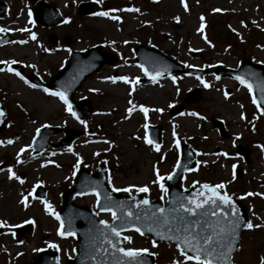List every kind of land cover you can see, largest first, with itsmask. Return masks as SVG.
Segmentation results:
<instances>
[{
	"label": "rangeland",
	"instance_id": "374dc122",
	"mask_svg": "<svg viewBox=\"0 0 264 264\" xmlns=\"http://www.w3.org/2000/svg\"><path fill=\"white\" fill-rule=\"evenodd\" d=\"M46 1L58 8L69 23L43 28L27 16L32 6L15 2L11 15L0 21V28L14 37L0 47V61H16L14 65L21 66L27 75H35L46 84L65 65L68 49L61 42L64 36L71 37V49L83 51L100 45L103 52L113 53L117 60L113 65H103L74 93L75 102L83 98L91 102L92 113L80 120L65 111L58 97L47 96L43 88L32 87L13 72H0V103L8 121V127L0 132V223L6 225L0 230V264H27L41 248L57 249L62 261L73 256L76 242L73 237L57 234L60 224L56 211L61 194L81 168L94 172L104 164L109 186L129 189L117 193H140L165 202V192L153 181L157 174L167 177L173 171L181 143L196 150L197 167L185 173L180 185L188 188L192 183H223L225 187L219 189L222 193L240 199L248 208L251 223L260 227L242 234L231 264H259L264 258V111L253 103L247 87L231 78L217 79L211 72L219 67L236 68L244 59L264 64V0H185L187 11L180 0ZM81 2L93 3L94 11L78 16L75 6ZM21 8L20 13H15ZM129 8L138 11H127ZM101 11H108L109 16L94 15ZM111 16L120 19L112 20ZM201 16L205 26L198 32ZM49 33L60 39L51 49L46 41ZM136 44L155 47L185 67L206 69L208 73L202 80L209 87L205 88L194 76L174 73L160 75L155 82L138 83L144 75L134 62L132 49ZM9 64L13 63L2 65L7 69ZM160 68L156 62L154 71ZM120 76L130 82L104 81ZM196 87L201 88L200 100L184 104L185 95ZM179 104H184L183 110L171 116L170 109ZM141 107L149 111L145 114ZM157 108L162 111H155ZM212 120L223 123L226 138L220 136ZM146 125L160 127V145L145 143ZM44 126L82 133L64 147L33 155L31 142L37 129ZM63 136L54 135L51 141L56 143ZM237 144L248 152L247 161L236 154ZM22 147L25 151L17 156ZM9 168L24 182L9 179ZM236 170L240 172L238 176ZM164 182L165 179L161 181ZM39 185L46 192L44 200L32 198ZM144 186L147 192L136 191ZM21 198H26L27 207L20 203ZM73 200L95 210L94 194ZM45 203L49 205L47 211ZM97 218L110 222L111 214L98 212ZM26 223L32 225V232L14 239L12 229ZM124 235L131 237L126 248L147 249L154 254L156 264H171L177 258L182 264H194L183 261L172 246L161 243L153 247L149 239L133 231Z\"/></svg>",
	"mask_w": 264,
	"mask_h": 264
},
{
	"label": "water",
	"instance_id": "95a60500",
	"mask_svg": "<svg viewBox=\"0 0 264 264\" xmlns=\"http://www.w3.org/2000/svg\"><path fill=\"white\" fill-rule=\"evenodd\" d=\"M1 9V8H0ZM91 11L90 4H83L80 14H88ZM34 19L38 21L43 26H50L54 24H59L62 19L58 12L46 4H41L34 11ZM10 39L8 36L0 38V45L7 43ZM49 41L55 43V37L49 36ZM67 46L70 45L69 40H65ZM135 61L140 64L144 72H148L149 75L146 76V80H150V76L155 75L159 72V75L163 73H168L170 71L174 73H186L193 74L200 79L204 76L205 71L196 70L193 68H185L182 64L177 63L173 59L167 58L163 53L154 49L146 48L144 46H138L134 50ZM116 58L111 54H103L101 52L100 46H95L87 50L85 53L78 51H72L67 65L62 69L57 75L53 76L50 82L47 84L49 88L55 89L56 91L63 92L71 105V109L76 113V116L82 118L85 115L90 114V102L83 100L79 105L73 102L74 92L81 86L82 82L94 72H97L100 67L104 64L112 65L114 64ZM156 61L161 66L160 70L153 72L152 65L149 62ZM214 74L218 77H229L236 79V77H241L245 82L251 86L253 99L256 101L264 110V65L253 64L249 60H244L240 62L236 69L219 68L214 71ZM159 75H155V78ZM34 82L36 80L31 78ZM144 80V81H146ZM199 89H194L192 92L188 93L185 102L186 103H196L200 99ZM133 104V102H132ZM183 110V105H180L170 111L172 116L176 115ZM0 112L4 115L0 116V130L7 126L6 115L4 108L0 105ZM213 124L219 128V132L222 137H226L224 133L223 126L220 122L214 121ZM65 138L58 144H53L50 142V138L61 132L60 128L56 127H43L37 133L33 139L31 148L33 153H38L46 149L48 146L53 148L61 147L65 144L75 140L81 135V132L72 131L69 129H64ZM149 138L159 144L160 143V133L157 127L148 128ZM238 153L242 154L244 158L248 159L247 152H244L240 147ZM196 166L195 152L190 146L182 145L180 148V161L175 168L174 172L171 174L172 179H167L164 187L167 194V203L164 205L162 200L155 199L149 201L147 206L139 205L137 202L146 199L140 194L132 195H117L108 187V177L107 170L103 165L97 167L95 173H90L86 169H81L76 177L75 181L66 192L61 196L58 214L63 224V231H71L74 233V237L77 240V246L75 249V257L73 259L65 260L64 264H115V260L120 258V253L114 251L111 247L107 245L105 237L115 241L118 239L113 236L110 230H106L104 225L99 223L96 217V213L90 211L89 209L76 205L72 199L76 195L90 194L95 190V193L99 194V202L96 204V210L101 211V207L110 206L113 211L117 213V219L113 220L109 225V229L112 226L121 228L122 232L128 230H135V228H140L143 232L144 237H149L152 242L155 243L165 242L169 245H176L177 241L172 240H161L154 232L147 231L149 226V221L144 220L146 214L150 215L157 208H165L166 210L170 207H177V200H182L186 203L184 198H195L202 199V197H195L193 194L201 191V185L193 184L189 189H184L179 186V182L183 177L184 172L194 169ZM219 191V190H218ZM220 192V191H219ZM83 193V194H81ZM105 195L110 197V199H105ZM210 195V194H209ZM36 196L43 198L44 191L42 189L36 190ZM232 205L236 208V216L239 217L240 224L243 225L247 223L248 215L246 207L236 199H232ZM220 207L223 212L231 214V207L225 208L223 205L217 201L216 205L208 204L206 205L204 211L209 213L207 217L209 223H215L219 220L222 224L224 223V217L218 214L216 217L210 215L211 211ZM182 211V210H180ZM199 211V210H198ZM131 212L132 216L126 215ZM167 214V211H166ZM159 216V213H156ZM139 216L141 219L137 220L136 217ZM123 217V220L121 219ZM194 217H188V219H193ZM199 218V217H195ZM230 218L231 215H230ZM127 221V222H126ZM152 227L157 231L165 232L166 229L159 228L156 224H152ZM243 226L236 229L235 238L231 241L232 249L228 254V260L225 264H231V257L233 252L238 248L239 238L242 232L245 230ZM16 237H21L25 232H19L14 230ZM118 245L123 247L125 241L122 240ZM176 247V246H175ZM99 248L101 251L97 252L96 249ZM105 249L107 251H105ZM177 249V248H176ZM143 260L146 264H154V256L149 253L142 254ZM127 259V258H125ZM29 264H61L57 251L55 250H42L37 257ZM123 264V261L121 262Z\"/></svg>",
	"mask_w": 264,
	"mask_h": 264
},
{
	"label": "snow or ice",
	"instance_id": "6c2138e0",
	"mask_svg": "<svg viewBox=\"0 0 264 264\" xmlns=\"http://www.w3.org/2000/svg\"><path fill=\"white\" fill-rule=\"evenodd\" d=\"M181 5L185 6V11H187V6L185 5V0H180ZM115 11V10H112ZM127 11H138L137 9L129 8ZM214 12H219L220 9H213ZM94 15L102 16V17H108L109 12L108 11H101L94 13ZM29 17H31V13H29ZM112 20H119L120 17L118 16H111ZM201 24L200 27L197 29V31H202L204 28V17H200ZM178 21V18H177ZM65 23L67 20L64 21ZM255 23V21H253ZM7 31V29L0 28V33ZM21 31H24V29H21ZM31 38L34 40L35 34L33 33ZM207 42V41H206ZM20 43H24V41H20ZM6 63H17L16 61H0V64H6ZM8 71V72H14V69L11 67L0 68V72L2 71ZM143 71V68L141 69ZM15 75L19 77L21 80H24V77L19 73L15 72ZM145 75L148 76L149 73L145 72ZM155 75H159V72L155 73ZM155 75L150 76L149 78L155 82ZM106 79L110 80L111 82L115 83L117 80L123 81L125 84L129 83V79L124 76L120 77H107ZM197 79H200V77H197ZM219 79V77H217ZM237 80L240 81L241 84H244L245 87L248 88L249 92L252 91L251 86L248 85L244 79L241 77H236ZM173 81H175V78L173 77ZM25 83H28L26 80ZM131 83L135 84L137 83V80H132ZM200 83L203 84L205 88L209 87L207 83H205L202 79H200ZM32 87H35V85H31ZM45 93H49V90L47 88L44 89ZM50 95L58 97L66 106L65 111L70 112L73 117L76 116L75 112H72L71 105L68 103L67 98L65 97L63 92L60 91H54L51 92ZM227 93H225V97L227 98ZM253 103L255 104L256 101L253 100ZM171 106V105H170ZM131 112V109L128 110ZM140 111L143 113H147L149 109L145 107H141ZM155 111L160 112L161 109H155ZM4 115L2 112H0V116ZM192 115H196V113H192ZM241 118L243 119V114L241 115ZM81 123H84V121H80ZM39 129H37V132ZM175 135V133H173ZM145 143L152 144L153 142L148 139L147 133H145L144 137ZM7 143L11 144L12 141L8 140ZM25 149L22 147L19 152L17 153V156L21 152H24ZM69 151L71 149L69 148ZM17 163H20L19 159L17 160ZM80 163L79 158L77 159V164ZM235 168V165H233ZM8 178L9 179H17L20 183H23L24 181L21 180L16 174L12 171L11 168L8 169ZM163 179H172V175L169 174L167 177H161L157 174L156 180L153 181V183H156L159 185L161 192H165L164 184L161 183ZM201 191H198L194 193L193 195L195 197H202V199H195V198H184L186 199V203L182 202V200H177L178 208L173 206L168 208L167 210L165 208H157L154 212H152L150 215L146 214L144 216V220L149 221V226L147 228V231L154 232L156 236H158L161 240H168L177 241L176 248L179 252V256L183 258V261L187 262H194V264H225V262L228 260V254L231 252L232 245L231 241L235 238V232L236 229L243 226L247 229H252L254 227H260V225H253L251 222L244 223L243 225L240 224L239 217L236 216V208L234 205H232V198L227 194L223 193L221 194L218 190L223 189L225 185L223 183L217 184V185H209V184H203L200 186ZM113 192H119L129 191L128 188L119 189V188H112ZM138 192H147L148 188L147 186L139 187L136 189ZM83 194V193H81ZM93 194L97 195V202H99V194L95 193V190H93ZM210 194V195H209ZM29 196L32 195L31 192L28 193ZM246 195L252 196V195H262L260 193H247ZM105 199H110L107 195H105ZM217 201L221 205H223L225 208L231 207V217L229 213L223 212V210L220 207L214 208L210 215L213 217H216L218 214L222 215L224 217V223L222 224L219 220H217L214 224L209 223L207 217L209 216V213L207 211H204L206 205L212 204L216 205ZM20 203L27 207L26 204V198H21ZM139 205H145L147 206L149 204V201L147 199H143L137 202ZM45 210L47 211L49 208V205L45 203ZM182 210V211H180ZM199 210V211H198ZM101 211H107L110 212L112 215L113 220L117 219V213L113 211L112 207L110 206H103L101 207ZM167 211V214H166ZM156 213H159L160 215L157 216ZM126 215L129 217L132 216V213L129 212ZM188 217H194L193 219H188ZM195 217H199L198 219ZM57 220L60 218L57 216ZM123 220V217H121ZM137 220L141 219V217L137 216ZM127 222V221H126ZM99 223L101 225H104L106 230H110L111 234L118 239L113 241L112 239H109L105 237V240L107 242V245L111 247L114 251L119 252L120 258L115 260V264H121L123 261V264H146V262L142 258V254L147 253V249H136V248H124L119 247L118 245L121 243V228H117L116 226H112L109 229V225L104 221L100 220ZM152 224H156L159 228L166 229L165 232L157 231L155 228L152 227ZM6 225L3 223H0V227H5ZM63 227V225H61ZM135 231L143 235V232L140 228H135ZM58 235L63 236H71L74 235L71 231H65L61 232V230L57 229ZM122 240L128 241L131 243V237L129 236H123ZM50 247H56V245H49ZM156 246L155 241H153V247ZM97 252H100L101 250L99 248L96 249ZM105 251H107L105 249ZM19 255V253H18ZM127 258V259H125ZM171 264H182V261L177 258L173 259L171 261ZM259 264H264V258H261Z\"/></svg>",
	"mask_w": 264,
	"mask_h": 264
},
{
	"label": "flooded vegetation",
	"instance_id": "af4514ba",
	"mask_svg": "<svg viewBox=\"0 0 264 264\" xmlns=\"http://www.w3.org/2000/svg\"><path fill=\"white\" fill-rule=\"evenodd\" d=\"M2 2H5L8 7L10 8L11 5H14V2L17 1V0H0Z\"/></svg>",
	"mask_w": 264,
	"mask_h": 264
},
{
	"label": "bare ground",
	"instance_id": "6f19581e",
	"mask_svg": "<svg viewBox=\"0 0 264 264\" xmlns=\"http://www.w3.org/2000/svg\"><path fill=\"white\" fill-rule=\"evenodd\" d=\"M103 85L106 86L105 84H103ZM121 130L124 131V128L122 127ZM2 176H4V175H2ZM14 190H15L14 192H16V188H14Z\"/></svg>",
	"mask_w": 264,
	"mask_h": 264
}]
</instances>
